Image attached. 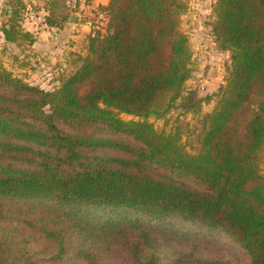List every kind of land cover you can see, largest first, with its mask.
Listing matches in <instances>:
<instances>
[{
	"label": "trees",
	"instance_id": "obj_1",
	"mask_svg": "<svg viewBox=\"0 0 264 264\" xmlns=\"http://www.w3.org/2000/svg\"><path fill=\"white\" fill-rule=\"evenodd\" d=\"M45 1L5 3L7 43L34 46L22 26L31 7L64 28L65 0ZM99 8L106 32L68 54L52 90L0 68V264H234L217 236L242 250L236 264H264V0L213 5L212 36L231 64L195 154L180 130L150 122L198 116L211 99L186 88L188 4Z\"/></svg>",
	"mask_w": 264,
	"mask_h": 264
},
{
	"label": "rangeland",
	"instance_id": "obj_2",
	"mask_svg": "<svg viewBox=\"0 0 264 264\" xmlns=\"http://www.w3.org/2000/svg\"><path fill=\"white\" fill-rule=\"evenodd\" d=\"M7 1L9 0H0V26L5 20L1 13ZM25 1L33 7L37 6L40 10L48 6V2L45 0ZM102 1L103 0H65L67 7L72 11V15L80 18L81 25H83L85 21L88 23L84 25V31L74 34L72 37L64 32L55 36L54 41L57 45L54 50L58 48V50L60 49L62 52H59L58 56L53 58V61L39 60L36 57V53L28 49L29 46L27 44H24L21 48H17L13 44H8V47H5L1 42L3 39L0 38V68H6L8 71L13 72L33 86L49 91L52 90L54 85H56L55 79L60 69L66 65L68 54L70 52L83 53L86 46L85 44L87 43V36H94L97 32H106V22H103L100 30H94V28L97 29L98 27L96 26L102 22L99 16H103V14H99L100 8L98 6ZM216 1L217 0H185L188 4V11L182 16L180 26L182 33L185 34L190 41L194 63L196 65V70L192 78L187 82L186 88L187 90H196L200 98L206 99L210 97V101H205L202 112L198 116L185 115L182 114L180 110H173L163 120H150L158 131L171 133L180 130L181 143L185 150L191 154L197 153L199 149L198 137L202 131V119L217 105L219 100V89L226 84L228 69L231 64L230 54L219 51L212 36V24L216 20L213 5ZM33 9L32 7L29 8L22 22V26L25 31L33 30L34 34L43 32L42 37H40L42 38L41 41H43V46H45L44 48L47 49L46 46L50 45L46 43L52 36L47 30L49 26L46 20L43 26L37 25L27 19L29 14H38L34 11L35 9ZM43 12L48 15L46 9L43 10ZM69 24L70 20L65 26H69ZM70 27L74 28H72L73 31L78 29L74 27V24ZM50 28L53 29L54 27ZM54 30L57 31V28ZM70 45L73 46L68 49ZM41 48L43 49V47ZM50 50L53 49L50 48ZM65 55L67 60L63 62ZM62 56L64 58L61 60ZM58 62L63 63L61 64L62 67H59L58 64L60 63ZM27 63H29V65H26ZM120 117L127 121L132 119V117L126 115H121ZM262 172L264 174V164L262 166ZM216 239L219 241L221 247L228 249V253H225V257L230 259L234 264L244 262L245 257L243 256L242 250L237 246L235 247L227 237L217 236Z\"/></svg>",
	"mask_w": 264,
	"mask_h": 264
},
{
	"label": "crops",
	"instance_id": "obj_3",
	"mask_svg": "<svg viewBox=\"0 0 264 264\" xmlns=\"http://www.w3.org/2000/svg\"><path fill=\"white\" fill-rule=\"evenodd\" d=\"M108 2H109V0H103L102 1V3L101 4H99L98 6L100 7V6H106L107 4H108ZM88 22L87 21H85L84 22V24L83 25H81L82 23H80V18H78V17H74L73 15H72V17L70 18V24H69V26H65V28H62L61 30L60 29H57V31L56 30H54L55 28H53V29H51V28H48L47 30L50 32L49 34L50 35H52L51 36V39H49V41L46 43V44H48V45H50V46H46L47 47V49H45L44 47L45 46H43V41H41L42 40V34H43V32L41 33V32H38V34H34V32H33V30H29L28 32H30L31 34H33L34 35V37H35V39H36V43L34 44V46L33 47H31L29 50H31V51H34V53H36V57L39 59V60H46V61H53V58H55V56L57 57L58 56V54H59V52H62L60 49L58 50V48H56V50H54V48L56 47V42L54 41V39H55V36H58V34L59 33H61V32H64V33H68L69 34V36L70 37H72L74 34H77V33H81V31H84L83 30V28H84V25H86ZM72 24H74V27L75 28H78V29H76V30H72V28L70 27ZM74 29V28H73ZM56 31V32H55ZM53 33V34H52ZM86 35H88V34H86ZM41 36V37H40ZM54 36V37H53ZM0 38L1 39H3V41H1L2 43H3V45H5V47H8V44L9 43H7L5 40H4V38H3V35H2V33L0 32ZM87 38H88V36H87ZM52 43V44H51ZM86 45V44H85ZM71 46H73V45H70V46H68V49H69V47H71ZM41 47H43V49L41 48ZM50 48L51 49H53V50H50ZM8 49V48H7ZM64 57L62 56L61 57V60L63 59ZM17 59H18V56H17ZM67 60V57H66V55H65V59H64V61L63 62H65ZM58 63H60V62H58ZM61 64H63V63H60V64H58L59 65V67L61 66Z\"/></svg>",
	"mask_w": 264,
	"mask_h": 264
},
{
	"label": "built area",
	"instance_id": "obj_4",
	"mask_svg": "<svg viewBox=\"0 0 264 264\" xmlns=\"http://www.w3.org/2000/svg\"><path fill=\"white\" fill-rule=\"evenodd\" d=\"M45 16H46L45 12L42 11V12H39L38 14H36V13L35 14L34 13L29 14V17L27 19L31 22L36 23L37 25H43L44 26ZM99 17L101 18L102 22L96 26V27H98L97 29L94 28L95 31L100 30L101 26L103 25V22L104 23L106 22L105 18H103L102 15H100Z\"/></svg>",
	"mask_w": 264,
	"mask_h": 264
}]
</instances>
